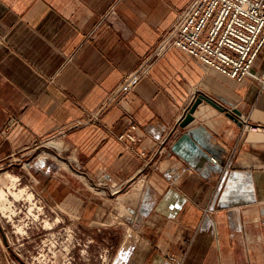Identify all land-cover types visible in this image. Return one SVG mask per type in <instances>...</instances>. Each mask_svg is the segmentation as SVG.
Segmentation results:
<instances>
[{
    "label": "crops",
    "instance_id": "0c3cea01",
    "mask_svg": "<svg viewBox=\"0 0 264 264\" xmlns=\"http://www.w3.org/2000/svg\"><path fill=\"white\" fill-rule=\"evenodd\" d=\"M191 1L0 0V161L58 138L90 180L116 186L143 174L146 199L127 202L139 241L128 264H177L169 255L182 264H264L261 83L229 79L172 49L114 98ZM253 71L264 72V48ZM197 92L238 108L239 121L204 101L181 127ZM242 117L262 128L240 140ZM132 122L141 143L118 138Z\"/></svg>",
    "mask_w": 264,
    "mask_h": 264
},
{
    "label": "rangeland",
    "instance_id": "374dc122",
    "mask_svg": "<svg viewBox=\"0 0 264 264\" xmlns=\"http://www.w3.org/2000/svg\"><path fill=\"white\" fill-rule=\"evenodd\" d=\"M25 152L0 161V175L17 176V187H26L35 203L31 210L30 201L10 194L12 218L0 207L4 264H128L139 241L130 224L136 211L127 202L146 199L143 174L116 186L90 180L58 138Z\"/></svg>",
    "mask_w": 264,
    "mask_h": 264
},
{
    "label": "built area",
    "instance_id": "2783aa9c",
    "mask_svg": "<svg viewBox=\"0 0 264 264\" xmlns=\"http://www.w3.org/2000/svg\"><path fill=\"white\" fill-rule=\"evenodd\" d=\"M263 48L264 0H192L181 13L180 19L162 35L141 69L126 75L114 98L123 100L127 93L135 89L141 77L150 71L153 61L172 49L187 53L229 79L242 82L253 77L261 83V92H264V72L253 71L254 63ZM242 122L244 130L240 140H243L247 132L262 128L245 117H242ZM118 138L132 144L141 143L145 134L137 123L132 122ZM239 145L232 149L222 166L214 197L232 168ZM146 154L143 150L142 155ZM211 160L218 162L216 157H211ZM210 208L211 204H208L205 213ZM169 258L182 264L173 255H169Z\"/></svg>",
    "mask_w": 264,
    "mask_h": 264
},
{
    "label": "bare ground",
    "instance_id": "6f19581e",
    "mask_svg": "<svg viewBox=\"0 0 264 264\" xmlns=\"http://www.w3.org/2000/svg\"><path fill=\"white\" fill-rule=\"evenodd\" d=\"M50 145H59V142H50ZM60 147V145H59ZM17 176L12 173L6 172L3 175H0V207L5 216L12 218L13 213H15L14 202L9 198L10 194L14 197L15 200L25 199L30 201L31 210L34 209L35 203L33 199V194L27 191V188H18L17 187ZM5 187L8 188V191L5 190ZM10 212V213H9ZM33 213V212H31ZM7 214V215H6ZM36 216V215H35ZM37 217V216H36ZM39 218V217H38ZM47 226L50 227L51 223L48 219L45 220ZM18 230L24 232L23 226H18Z\"/></svg>",
    "mask_w": 264,
    "mask_h": 264
},
{
    "label": "water",
    "instance_id": "95a60500",
    "mask_svg": "<svg viewBox=\"0 0 264 264\" xmlns=\"http://www.w3.org/2000/svg\"><path fill=\"white\" fill-rule=\"evenodd\" d=\"M204 101L212 104L214 107H216L220 111L226 112V114L235 121H239V118L242 115V112L238 108L228 109L224 107L223 105H221L219 102H217L215 99L207 96L206 94L202 92H197L195 99L193 100L191 105L187 108L185 115L179 122V125L181 127H185L186 125H188L190 122L194 120V113L196 112L199 105Z\"/></svg>",
    "mask_w": 264,
    "mask_h": 264
}]
</instances>
